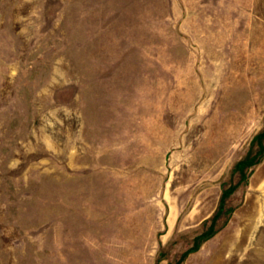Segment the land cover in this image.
<instances>
[{
    "label": "rangeland",
    "instance_id": "1",
    "mask_svg": "<svg viewBox=\"0 0 264 264\" xmlns=\"http://www.w3.org/2000/svg\"><path fill=\"white\" fill-rule=\"evenodd\" d=\"M0 264H264V0H0Z\"/></svg>",
    "mask_w": 264,
    "mask_h": 264
},
{
    "label": "trees",
    "instance_id": "2",
    "mask_svg": "<svg viewBox=\"0 0 264 264\" xmlns=\"http://www.w3.org/2000/svg\"><path fill=\"white\" fill-rule=\"evenodd\" d=\"M242 166H243V163H241L240 165H239V167H241L242 168ZM229 193H230V191L229 192H226L224 195H226L227 194V196L229 195ZM223 198H224V196H223Z\"/></svg>",
    "mask_w": 264,
    "mask_h": 264
}]
</instances>
